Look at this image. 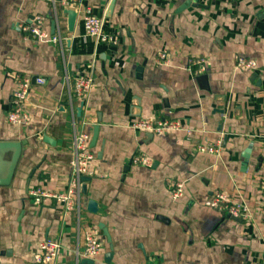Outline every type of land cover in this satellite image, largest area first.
Segmentation results:
<instances>
[{"label": "crops", "instance_id": "1", "mask_svg": "<svg viewBox=\"0 0 264 264\" xmlns=\"http://www.w3.org/2000/svg\"><path fill=\"white\" fill-rule=\"evenodd\" d=\"M111 1L78 0L63 8L56 0H0V142L27 143L11 184L0 187V264H35L37 245L46 239L60 242L53 264H79L84 232L100 225L111 239L110 264H260L264 0H116L109 11ZM87 8L115 44L82 36ZM64 9L77 10L72 34ZM36 16L49 34L58 30L59 44L27 38L21 28ZM161 53L169 61L157 67L153 61ZM237 59L252 60L256 68L239 70ZM189 60L205 61L201 73ZM14 75L45 80L32 85L28 123L20 127L6 120ZM81 76L92 80L83 105L74 94ZM145 119L177 120L191 135L132 128ZM94 126L96 176L80 196L79 211L64 215L52 201L34 205L30 189H67L74 130L91 139ZM217 142L219 156L196 152ZM137 152L151 161L149 168L131 164ZM172 182L184 185L177 200L169 196ZM218 191L245 205L249 219L205 208ZM87 201L96 203L97 213L87 211ZM101 241L95 264H104L110 251L102 233Z\"/></svg>", "mask_w": 264, "mask_h": 264}, {"label": "built area", "instance_id": "2", "mask_svg": "<svg viewBox=\"0 0 264 264\" xmlns=\"http://www.w3.org/2000/svg\"><path fill=\"white\" fill-rule=\"evenodd\" d=\"M63 8L76 7L78 0H59ZM55 25L57 21L55 19ZM43 19L39 16L33 18L29 26L21 28L27 38L40 42L59 44L61 36L57 33L49 34L42 28ZM82 36L92 39L96 44H115L114 37L107 33L104 29L103 20L92 15L90 9H85L81 18ZM169 61L166 53H161L153 61L157 67L167 65ZM191 66H200V73L203 70L205 61L189 60ZM236 68L244 71H253L256 68V63L252 60L237 59ZM15 89L10 98L9 111L6 114L7 122L14 127L27 125L28 115L25 110V104L29 96L32 85L43 86L45 80L37 77L31 80L29 76L14 75ZM92 87L90 77H77L74 83V94L83 105L87 100ZM132 128L136 131L149 133L152 135H162L171 132L184 131L189 138L191 132L182 127V124L177 120H160V119H145L138 120L133 123ZM89 135L85 133H76L74 130L73 136V152L70 162L71 178L67 189L60 193H49L42 188H33L28 191V197L34 205H42L47 201H52L56 205L62 207L64 215L79 211L81 183L82 178H92L96 173L92 167L94 154L89 148ZM196 152L201 154H210L219 156L221 153L220 142L215 145H198ZM133 166H141L149 168L151 161L142 153L137 152L131 159ZM184 185L182 182H172L168 185L169 196L172 200H177L183 196ZM205 208L216 211L223 215H228L235 219H249V211L245 205L239 201H235L231 196L223 191H218L210 195L203 203ZM83 253L84 259L94 260L97 257L103 244L101 241V233L98 229H90L84 232L83 237ZM60 242L52 240H43L37 245L36 252L33 256L35 264H53L58 257L60 250ZM260 264H264V254L261 257Z\"/></svg>", "mask_w": 264, "mask_h": 264}, {"label": "water", "instance_id": "3", "mask_svg": "<svg viewBox=\"0 0 264 264\" xmlns=\"http://www.w3.org/2000/svg\"><path fill=\"white\" fill-rule=\"evenodd\" d=\"M56 1H59V0H56ZM115 1L116 0L111 1L109 11H112ZM62 14L65 15L67 19V31L70 34H72L75 29V24H76V19H77V10L76 9H64L62 11ZM52 32H54V23H52ZM137 71H141V69ZM80 114H81V110L78 109L77 116L79 117ZM97 133H98V127L94 126L92 136L90 139V143H89L90 149H92L95 146V143L97 141ZM44 141L45 143L52 145V141H50L46 137L44 138ZM26 145L27 143L24 140L16 141V142H0V187H8L11 184V181L14 177L15 171L17 169V166L21 158L23 148ZM248 158H249V149L246 151L244 155V159H245L244 165L247 164ZM89 182H90V178H82L80 191L84 197L87 196V189H88ZM86 209L90 213H93V214L97 213V205L93 201H87ZM228 217L232 218L230 216ZM99 230L101 231L102 235L106 239V242L110 250L103 257L104 264H110V261L112 258V251H113V248L111 245V239L105 227L100 225ZM79 264H95V263H94V260H91V259H82L79 261Z\"/></svg>", "mask_w": 264, "mask_h": 264}]
</instances>
